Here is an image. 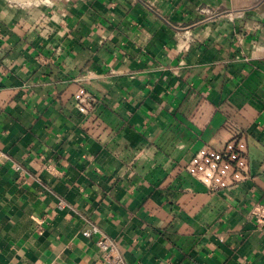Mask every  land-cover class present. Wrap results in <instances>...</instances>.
<instances>
[{
	"label": "crops",
	"instance_id": "crops-1",
	"mask_svg": "<svg viewBox=\"0 0 264 264\" xmlns=\"http://www.w3.org/2000/svg\"><path fill=\"white\" fill-rule=\"evenodd\" d=\"M236 138L244 181L184 172ZM0 153V264H264V0H0Z\"/></svg>",
	"mask_w": 264,
	"mask_h": 264
},
{
	"label": "built area",
	"instance_id": "built-area-1",
	"mask_svg": "<svg viewBox=\"0 0 264 264\" xmlns=\"http://www.w3.org/2000/svg\"><path fill=\"white\" fill-rule=\"evenodd\" d=\"M73 99L76 111L83 117L89 116L98 104L96 97L83 87L77 89ZM7 162H10L8 156L0 153V165ZM10 163L19 179H24L25 170L16 163ZM184 172L210 191L231 188L248 177L246 145L241 138H236L226 142L218 150L202 147L184 167ZM58 207L60 208L62 205L59 204ZM250 216L256 226L262 227L264 225V205L260 203L253 205L250 209ZM98 232L97 227L92 226L82 235L90 237ZM95 246L101 252L106 264H126L116 249L115 243L108 237L100 236L95 242Z\"/></svg>",
	"mask_w": 264,
	"mask_h": 264
}]
</instances>
